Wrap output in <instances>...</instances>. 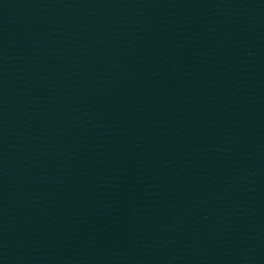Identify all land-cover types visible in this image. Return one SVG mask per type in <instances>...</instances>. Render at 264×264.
Returning <instances> with one entry per match:
<instances>
[{
	"label": "water",
	"instance_id": "1",
	"mask_svg": "<svg viewBox=\"0 0 264 264\" xmlns=\"http://www.w3.org/2000/svg\"><path fill=\"white\" fill-rule=\"evenodd\" d=\"M0 264H264V0H0Z\"/></svg>",
	"mask_w": 264,
	"mask_h": 264
}]
</instances>
